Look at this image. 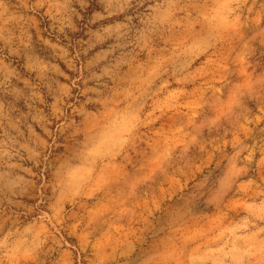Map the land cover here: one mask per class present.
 Returning <instances> with one entry per match:
<instances>
[{"label": "rangeland", "instance_id": "374dc122", "mask_svg": "<svg viewBox=\"0 0 264 264\" xmlns=\"http://www.w3.org/2000/svg\"><path fill=\"white\" fill-rule=\"evenodd\" d=\"M0 264H264V0H0Z\"/></svg>", "mask_w": 264, "mask_h": 264}]
</instances>
